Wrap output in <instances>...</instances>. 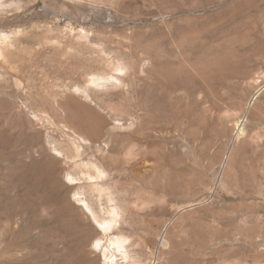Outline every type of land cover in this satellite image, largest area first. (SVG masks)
<instances>
[{"label": "rangeland", "instance_id": "rangeland-1", "mask_svg": "<svg viewBox=\"0 0 264 264\" xmlns=\"http://www.w3.org/2000/svg\"><path fill=\"white\" fill-rule=\"evenodd\" d=\"M0 264H264V0H0Z\"/></svg>", "mask_w": 264, "mask_h": 264}, {"label": "bare ground", "instance_id": "bare-ground-1", "mask_svg": "<svg viewBox=\"0 0 264 264\" xmlns=\"http://www.w3.org/2000/svg\"><path fill=\"white\" fill-rule=\"evenodd\" d=\"M78 90V89H77ZM84 94V93H83ZM82 94V95H83ZM158 109V108H157ZM244 126V125H243ZM245 133V132H244ZM240 134V133H239ZM243 135V134H242ZM82 206V205H80ZM84 210L85 212L93 219V223L94 225L96 226V228L101 231V232H107L110 228V226H112L111 224L113 223H101L99 221H97L94 216H93V213L92 211L90 210V208L85 204V207H84ZM115 223V222H114ZM114 223H113V226H114ZM116 225V224H115ZM108 262V261H107Z\"/></svg>", "mask_w": 264, "mask_h": 264}]
</instances>
